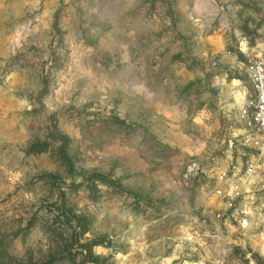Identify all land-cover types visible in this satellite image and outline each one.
<instances>
[{
    "label": "rangeland",
    "instance_id": "374dc122",
    "mask_svg": "<svg viewBox=\"0 0 264 264\" xmlns=\"http://www.w3.org/2000/svg\"><path fill=\"white\" fill-rule=\"evenodd\" d=\"M262 52L264 0H0V264L264 260V178L216 193Z\"/></svg>",
    "mask_w": 264,
    "mask_h": 264
},
{
    "label": "built area",
    "instance_id": "2783aa9c",
    "mask_svg": "<svg viewBox=\"0 0 264 264\" xmlns=\"http://www.w3.org/2000/svg\"><path fill=\"white\" fill-rule=\"evenodd\" d=\"M246 74L251 94L240 108V118L250 146L264 158V52L247 58ZM254 175L264 178V161L256 166H248L244 173L242 170L233 171L230 175L229 171L221 173L216 193L225 211L232 210L237 200L244 195V177Z\"/></svg>",
    "mask_w": 264,
    "mask_h": 264
},
{
    "label": "trees",
    "instance_id": "16d2710c",
    "mask_svg": "<svg viewBox=\"0 0 264 264\" xmlns=\"http://www.w3.org/2000/svg\"><path fill=\"white\" fill-rule=\"evenodd\" d=\"M77 226L81 229L77 232V237H84L89 231L88 224L85 222L84 219L78 218ZM104 244L105 243L103 241H95V242H90V243L85 244L83 248L88 254V256L92 257L94 256L93 249L97 246H102ZM257 259H258L257 264H264V260L259 259V258Z\"/></svg>",
    "mask_w": 264,
    "mask_h": 264
}]
</instances>
